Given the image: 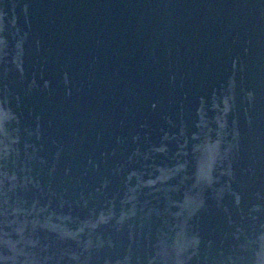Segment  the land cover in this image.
<instances>
[{
  "label": "water",
  "instance_id": "1",
  "mask_svg": "<svg viewBox=\"0 0 264 264\" xmlns=\"http://www.w3.org/2000/svg\"><path fill=\"white\" fill-rule=\"evenodd\" d=\"M0 264H264V0H0Z\"/></svg>",
  "mask_w": 264,
  "mask_h": 264
}]
</instances>
